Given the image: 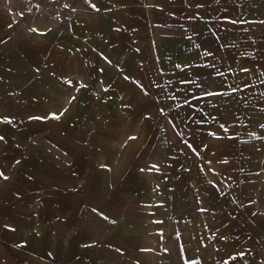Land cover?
I'll return each mask as SVG.
<instances>
[{"label":"crops","instance_id":"1","mask_svg":"<svg viewBox=\"0 0 264 264\" xmlns=\"http://www.w3.org/2000/svg\"><path fill=\"white\" fill-rule=\"evenodd\" d=\"M261 125L264 0H0V264H264Z\"/></svg>","mask_w":264,"mask_h":264},{"label":"snow or ice","instance_id":"2","mask_svg":"<svg viewBox=\"0 0 264 264\" xmlns=\"http://www.w3.org/2000/svg\"><path fill=\"white\" fill-rule=\"evenodd\" d=\"M65 7H67V5H65ZM93 8H95V5H92ZM96 10H99V9H96ZM227 19V18H226ZM230 23H233V24H236V23H243L244 21H237V20H230L229 21ZM33 31H36L35 29H33ZM83 86V85H81ZM235 91V90H234ZM216 93H209L208 95H214ZM72 99H75V97H73ZM69 103H71V100L69 101ZM67 109H65L64 111H66ZM63 115V112L57 114V113H50L48 117H30L29 119H49V118H52V119H59L60 116ZM5 120H7L8 118H3ZM10 122V120H9ZM221 127L223 128L224 125H221ZM262 128H264V125H261ZM0 139H3L2 137H0ZM130 139H133V138H130ZM17 163H19V161H17ZM0 177H2L3 179H8L7 176H4V174L2 172H0ZM93 211H96V210H93ZM240 256H242L243 254H238ZM231 259H235V257H232ZM225 264H227V262H225Z\"/></svg>","mask_w":264,"mask_h":264}]
</instances>
